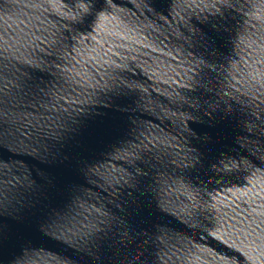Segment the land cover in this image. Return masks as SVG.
Instances as JSON below:
<instances>
[{
    "label": "water",
    "instance_id": "obj_1",
    "mask_svg": "<svg viewBox=\"0 0 264 264\" xmlns=\"http://www.w3.org/2000/svg\"><path fill=\"white\" fill-rule=\"evenodd\" d=\"M78 6L0 0V264H264V0Z\"/></svg>",
    "mask_w": 264,
    "mask_h": 264
},
{
    "label": "snow or ice",
    "instance_id": "obj_2",
    "mask_svg": "<svg viewBox=\"0 0 264 264\" xmlns=\"http://www.w3.org/2000/svg\"><path fill=\"white\" fill-rule=\"evenodd\" d=\"M66 4H72L76 7L77 4V14L80 16V24L84 27L82 31H88V25L93 22H98L102 17L104 12L107 10L106 6L110 0H64ZM114 2V0H112ZM227 3V0H224ZM71 43V41H68ZM59 47L58 44H54L52 49H50V55L47 57L50 61H55L59 64L61 61L57 58L56 49ZM107 55V53H105ZM122 74V73H121Z\"/></svg>",
    "mask_w": 264,
    "mask_h": 264
}]
</instances>
